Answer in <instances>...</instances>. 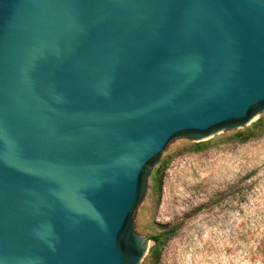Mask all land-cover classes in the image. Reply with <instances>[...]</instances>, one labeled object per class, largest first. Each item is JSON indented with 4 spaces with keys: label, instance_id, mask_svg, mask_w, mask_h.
Wrapping results in <instances>:
<instances>
[{
    "label": "water",
    "instance_id": "obj_1",
    "mask_svg": "<svg viewBox=\"0 0 264 264\" xmlns=\"http://www.w3.org/2000/svg\"><path fill=\"white\" fill-rule=\"evenodd\" d=\"M264 112V0H0V264H138L174 139Z\"/></svg>",
    "mask_w": 264,
    "mask_h": 264
},
{
    "label": "rangeland",
    "instance_id": "obj_2",
    "mask_svg": "<svg viewBox=\"0 0 264 264\" xmlns=\"http://www.w3.org/2000/svg\"><path fill=\"white\" fill-rule=\"evenodd\" d=\"M138 264H264V112L200 142L174 139L133 215Z\"/></svg>",
    "mask_w": 264,
    "mask_h": 264
}]
</instances>
